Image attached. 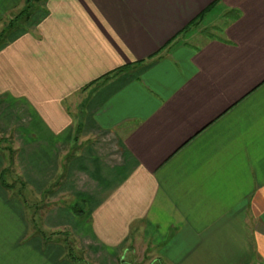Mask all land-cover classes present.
Wrapping results in <instances>:
<instances>
[{
    "label": "crops",
    "instance_id": "crops-1",
    "mask_svg": "<svg viewBox=\"0 0 264 264\" xmlns=\"http://www.w3.org/2000/svg\"><path fill=\"white\" fill-rule=\"evenodd\" d=\"M22 2L0 0V21ZM43 2L46 17L0 51V95L29 103L39 147L20 157L34 183L74 153L59 191L87 214L53 207L46 230L102 259L142 239L166 263L264 264V0ZM210 8L203 21L222 10V32L182 34ZM25 208L0 185V264H78Z\"/></svg>",
    "mask_w": 264,
    "mask_h": 264
},
{
    "label": "rangeland",
    "instance_id": "rangeland-1",
    "mask_svg": "<svg viewBox=\"0 0 264 264\" xmlns=\"http://www.w3.org/2000/svg\"><path fill=\"white\" fill-rule=\"evenodd\" d=\"M22 3L23 6L13 12L10 17L3 18L0 21V33L7 27L8 22L24 9L26 0H23ZM31 4L36 11H34L33 14L21 24V30H17L3 40H6V42L4 43V46L1 47L2 49H0V51L20 36L33 30L38 25L39 20L46 17L43 16L45 15L43 13L45 11L43 9V0H33ZM220 12H222V10L212 12L211 15L203 21L202 28L204 31L202 36L196 40V43L199 44L204 42L211 34L212 36H217L219 32H222L225 27L224 24L226 18L223 16L217 17ZM222 14L223 13H221V15ZM212 20L216 21L217 28L215 29L210 27L209 23L213 22ZM103 81L104 80L93 81L88 83V85L82 89L94 87ZM5 95L6 97L0 95V154L4 158V168L6 169L3 178L7 185L13 186L12 191H8V194L11 197L15 199H21L23 197L27 206V208H25V216L28 217L30 224L31 221H36L33 223H37L36 227L41 231V235L48 238L51 233L55 232H48L45 225H43V220L51 208L64 206L65 208H68V211H70L69 208L82 209L80 208L82 204H79L80 199H78L80 197L74 195L72 191L66 193L59 191L63 182H66L67 179L59 178L58 174L62 172V166L68 164V161L66 160H72L74 153L69 150H66L68 153L61 151L58 158L59 169L56 171L57 175L53 178H49V176H41L39 178L41 181L39 183H34L32 180L33 176H31L32 178L29 177V175L33 174L31 173L32 168L31 160L29 159L30 156L28 154H23V159L20 157V155H22V153L20 154L21 150L31 151L38 146L37 144L28 141L26 135L27 130H24L26 126H29L31 121L30 106L26 99H16L11 95ZM77 105L79 104L76 103V107H71V109H79V107L77 108ZM65 157L66 160H64ZM46 173L51 174V169L48 168L47 170L46 167H44L42 174L47 175ZM25 174L28 176L26 177ZM77 187H82L81 181H78ZM82 211L84 215L87 214L85 210ZM73 216L82 220L85 217L78 215ZM59 231L60 232H56L58 233L56 235L59 236L53 237V235V238L51 237V239L58 240L57 242H60L64 247V239L67 238L66 243L70 244L74 259L77 260L78 264H171L166 263L164 260L165 258L162 257L163 251L161 249L163 245L161 244L153 245V242H145L142 239H139L138 241L130 242V245H126L122 252H119L114 256H108L106 259H102V253H98V251L91 248L87 249L83 247L82 244L75 241L69 229H61ZM121 246L122 245H120L119 248H122Z\"/></svg>",
    "mask_w": 264,
    "mask_h": 264
},
{
    "label": "trees",
    "instance_id": "trees-1",
    "mask_svg": "<svg viewBox=\"0 0 264 264\" xmlns=\"http://www.w3.org/2000/svg\"><path fill=\"white\" fill-rule=\"evenodd\" d=\"M33 0H26V5L24 6V9L22 11H20L18 13V15H16L13 19H11L8 24H7V27L5 29H3V31L0 33V49H2L1 47L4 46V43L6 42L3 41L5 38H8L9 35L15 33L17 30H21V27H22V23L24 21H26L32 14L34 11H36V9L33 7V5L31 4ZM211 10L208 9L206 11H204L202 14H200L194 21H192L190 24H188L182 31V34L189 31L190 29L192 28H195L197 26H199L201 24V22L205 19L207 13ZM178 35H176L177 37ZM173 40H175V38ZM173 40H171L169 44H171L173 42ZM125 69V67H122V68H119V69H116L114 71H111L105 75H103L102 77H100L99 79H97L96 81H101V80H107L109 79L110 77L114 76L115 74H118V73H121L123 70ZM92 85V84H91ZM1 155V154H0ZM6 173V169H2V171H0V185L3 186L4 188H6V190L8 191H12V188L13 186H10V185H7L4 178H3V175ZM20 194V192H19ZM21 195V194H20ZM69 212L73 215H78V216H85L83 214V211L82 209H71L69 208ZM55 234H58V233H51V235H49L48 238H46L45 236L43 237L42 236V239L45 240V241H51V237ZM51 240H50V239ZM66 239H64V247H65V250H66V257H68L73 263H78L77 260L74 259V255H73V251L72 249L70 248V244H67L66 242Z\"/></svg>",
    "mask_w": 264,
    "mask_h": 264
}]
</instances>
